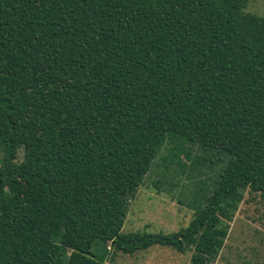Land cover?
Returning a JSON list of instances; mask_svg holds the SVG:
<instances>
[{"label": "trees", "instance_id": "obj_1", "mask_svg": "<svg viewBox=\"0 0 264 264\" xmlns=\"http://www.w3.org/2000/svg\"><path fill=\"white\" fill-rule=\"evenodd\" d=\"M248 2L0 0V264L155 244L214 264L244 192L264 195V14ZM174 136L223 157L210 178L216 159L194 163L204 204L177 232L123 233Z\"/></svg>", "mask_w": 264, "mask_h": 264}, {"label": "rangeland", "instance_id": "obj_2", "mask_svg": "<svg viewBox=\"0 0 264 264\" xmlns=\"http://www.w3.org/2000/svg\"><path fill=\"white\" fill-rule=\"evenodd\" d=\"M246 11L264 14V0H249ZM23 154L24 149L21 147V159ZM210 156V160L216 159L218 164L214 172L207 173L206 178L220 170L224 165L223 157L216 152L204 151L199 144L184 137L167 138L146 174L144 183L129 204L122 232L170 234L189 226L195 215V208L189 204H204V196L207 195L212 179L203 184L196 177L191 178L190 174L194 172L197 159ZM199 187L201 191L198 193L196 191ZM93 250L103 252L100 243ZM112 251L116 252L114 249ZM192 252L189 249L182 254L171 247L156 244L134 255L117 252L114 262L109 260L108 264H187ZM106 254L108 257L110 251ZM214 264H264V195L249 190L244 192L243 200L230 224L225 246Z\"/></svg>", "mask_w": 264, "mask_h": 264}, {"label": "crops", "instance_id": "obj_3", "mask_svg": "<svg viewBox=\"0 0 264 264\" xmlns=\"http://www.w3.org/2000/svg\"><path fill=\"white\" fill-rule=\"evenodd\" d=\"M126 219H127V217H126ZM125 222H126V220H125ZM156 245V244H155ZM160 245V244H159ZM153 246V245H152ZM165 246V245H164ZM168 247V246H167ZM150 248V247H149ZM148 248V249H149ZM145 250H147V249H145ZM140 251V250H139ZM177 251V250H176ZM118 251H116L115 253H117ZM178 252V251H177ZM122 253V252H121ZM178 253H181V252H178ZM185 253V252H184ZM135 253H133V254H130V255H134ZM183 254V253H182ZM117 255H118V253L117 254H115L114 255V257H113V259L112 260H110L111 262H114V258H116L117 257ZM126 255V254H125ZM109 261V260H108ZM107 261V263L106 264H108L109 262ZM190 261H188L187 262V264L189 263Z\"/></svg>", "mask_w": 264, "mask_h": 264}]
</instances>
